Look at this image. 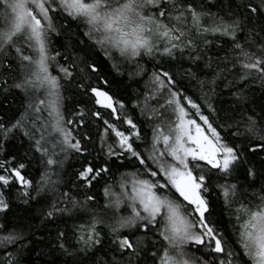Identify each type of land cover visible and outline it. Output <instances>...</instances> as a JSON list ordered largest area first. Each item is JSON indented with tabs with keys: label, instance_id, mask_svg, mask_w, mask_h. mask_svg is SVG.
Segmentation results:
<instances>
[{
	"label": "snow or ice",
	"instance_id": "6c2138e0",
	"mask_svg": "<svg viewBox=\"0 0 264 264\" xmlns=\"http://www.w3.org/2000/svg\"><path fill=\"white\" fill-rule=\"evenodd\" d=\"M53 35L66 39L64 52L51 50ZM209 37L224 56L208 54ZM97 54L117 76L147 77L143 106L132 107L150 138ZM185 60L178 78L173 62ZM185 76L201 102L181 90ZM218 81L237 88L227 108L214 103ZM256 81L264 88V0H0V89L26 99L14 122L0 117V264H19L13 249L43 228L50 247L37 255L47 264L56 255L62 264H264V105L250 107L247 95ZM64 82L85 98L72 118ZM17 132L29 144L11 151ZM72 153L79 166L65 190ZM101 181L102 203L91 191ZM221 200L231 236L209 219ZM14 203L26 214L9 229Z\"/></svg>",
	"mask_w": 264,
	"mask_h": 264
},
{
	"label": "trees",
	"instance_id": "16d2710c",
	"mask_svg": "<svg viewBox=\"0 0 264 264\" xmlns=\"http://www.w3.org/2000/svg\"><path fill=\"white\" fill-rule=\"evenodd\" d=\"M195 2L199 3V0H195ZM215 11V9H213ZM59 27V25H58ZM76 32V29H72V34L74 35ZM82 35V33H81ZM209 39H212L214 43L209 46L208 48V54L217 57V56H224L225 52L227 51V46L223 44L222 41H220V47L217 46V43L215 41H218V37H209ZM67 41L64 38V36H52V43L50 45L51 50L53 53L56 50H60L61 52L65 51V48L61 47V45L66 44ZM76 44L79 45V41H76ZM223 48L224 50H220ZM73 54L77 56H83L85 55L84 52L80 51L79 48H73L72 49ZM13 56H15V53H12ZM58 60L63 62L62 57H58ZM98 62H102V70L108 74L114 82V89L113 92L116 95V97L123 101L127 109H129V115H133V118L141 125L142 132L146 133L147 136L150 138L151 136V129L145 124L144 120L141 119L139 109H134L132 106L134 103H139L141 106H143V96L139 95L138 93H141L144 91V84L143 80H146L147 77L136 78L133 80L128 79L127 70H125V74L123 76H117L116 73L112 70L111 65L103 60V56L97 54ZM15 63V61H13ZM175 66L172 68V71L174 74L178 75L182 74L184 72V69L189 67V62L187 60L183 62H173ZM154 62H148L145 66L149 69V75L152 70ZM53 75H57L58 73L55 71V66L51 69ZM20 70L17 67L16 75L19 76ZM198 75L201 79H205L206 77L202 72H199ZM210 79V76L207 77ZM229 79H232V77H229ZM219 87L217 89L219 95L214 98V103L217 106L223 105L225 108L229 107L232 103L231 100V92L236 91L237 88L232 89H225V84L227 81H218L217 82ZM65 88L63 89V95L65 96L64 100V111L65 115L68 118H72L73 111H78L81 107H83L85 103V98L81 97L77 94V89L73 86L68 84L67 82H64ZM181 90L186 91L187 94L191 95L193 99L197 100V102H201V91L199 89V85L195 80H189L186 76L181 79ZM248 88V98H249V106H256L257 108L261 105H264V88H261L259 81L256 82H249L247 85ZM26 102L25 95L16 90L12 89L9 92H4L2 89H0V117L3 118L4 122H14V118H18L19 114L24 110V104ZM205 112H207V109H204ZM86 119H90L86 117ZM94 119V118H91ZM74 127V126H73ZM126 127V126H125ZM75 130V129H74ZM88 131L91 132L93 140H96V144L94 145L95 151H100V145L99 141L97 140V125L92 124L88 129ZM85 131V129H80V132L77 133L78 135ZM16 138L11 139L7 142L8 147L11 151H16L17 149H24L27 148L29 141L27 138L23 136L22 133L17 132L15 134ZM89 147H93V145H89ZM95 154V153H94ZM79 166V161L77 159L76 154L72 153L68 156V158L64 162V167L61 170L62 180L63 183L60 185V188L69 190L71 189V183L70 181L73 178V174L75 169ZM126 169L121 168L120 171H125ZM127 170H131L130 168ZM42 171V166L40 164V158L37 154L35 161L33 162V166L31 169V178L33 180H39L40 174ZM103 181H101L99 184L96 185L95 188H93L92 194H94L97 199L102 203L103 202ZM75 191L74 189H72ZM213 201H215V195L212 196ZM225 209L223 206V201L221 200L218 204H214V215L212 217H209L210 220H217L219 221L220 227L229 235L231 236V227L228 222V216L224 214ZM26 214V210L23 205H20L18 203H14L12 211L8 215V226L9 229L13 225L19 224L21 221L17 219V217H23ZM3 222V219L0 218V223ZM50 237L48 235V229L43 228L41 229L36 237H31V243H28V241H25L24 243L27 244V247L19 249L18 251L16 249H13L14 253L17 256V260L19 261V264H47L48 259L50 257L47 256H38L37 254L41 252L42 250H47L50 247ZM56 259L58 261V264H62L65 257L56 255Z\"/></svg>",
	"mask_w": 264,
	"mask_h": 264
}]
</instances>
